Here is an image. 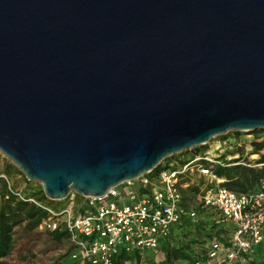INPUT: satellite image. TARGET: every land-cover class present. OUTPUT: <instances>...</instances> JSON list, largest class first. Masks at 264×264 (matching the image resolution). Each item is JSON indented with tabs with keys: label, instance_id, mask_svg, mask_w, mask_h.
Masks as SVG:
<instances>
[{
	"label": "water",
	"instance_id": "obj_1",
	"mask_svg": "<svg viewBox=\"0 0 264 264\" xmlns=\"http://www.w3.org/2000/svg\"><path fill=\"white\" fill-rule=\"evenodd\" d=\"M264 131V0H0V154L52 202Z\"/></svg>",
	"mask_w": 264,
	"mask_h": 264
},
{
	"label": "built area",
	"instance_id": "obj_2",
	"mask_svg": "<svg viewBox=\"0 0 264 264\" xmlns=\"http://www.w3.org/2000/svg\"><path fill=\"white\" fill-rule=\"evenodd\" d=\"M236 134L217 143L215 156L202 152L182 164L171 161L156 173L145 172L120 182L100 197H81L76 203L70 194L55 208L30 200L45 213L36 229L62 232L71 250L70 258L80 264H112L120 252L135 254L140 263L144 257H156L159 246L170 240L182 219L190 224L200 220L211 225L213 231L210 239L203 240L209 243L192 264H250L257 247L264 246V191L234 193L219 186L222 180L212 174L217 165H264L253 164L258 154L252 153L250 146L264 138L252 136L263 132ZM226 147L243 149L244 153L221 158ZM232 160L237 162L223 164ZM194 174L206 178L207 184L197 188L196 205H189L184 191L191 184L187 179ZM15 195L21 199L18 193ZM123 264L136 263L130 260Z\"/></svg>",
	"mask_w": 264,
	"mask_h": 264
},
{
	"label": "trees",
	"instance_id": "obj_3",
	"mask_svg": "<svg viewBox=\"0 0 264 264\" xmlns=\"http://www.w3.org/2000/svg\"><path fill=\"white\" fill-rule=\"evenodd\" d=\"M237 135L238 134H235L234 136ZM250 146L252 148L251 152L258 154L253 164H263L264 152L261 154H259V152L264 151V138L259 142H251ZM199 152H201L199 148L193 149V153L198 154ZM185 160L178 161V164L184 163ZM170 161L171 159L165 158L159 167L151 170L152 173L166 168ZM236 162L237 161H230L228 163L224 162L223 164H233ZM10 170H12L11 165L3 164L0 175L6 177L9 175ZM212 174L215 178L222 180L219 186L234 193H248L258 190L264 191V165L260 167H245L239 164L228 166L217 165L213 166ZM195 190L197 191V189ZM15 194L16 192L8 188L6 182L0 178V200L4 204V206L0 208V264H4L2 260L11 254L17 240L23 238L28 239L32 232L36 230L39 222L45 217V213L33 202L55 208L52 206V203L44 197L40 190L21 196V199ZM184 226L195 230V232H193L194 236L186 241L183 238L186 237V233H189V231L187 229V231L183 233L182 230ZM175 228L179 229V234H182V239L175 240L171 233L170 240L159 246L156 255L158 258L156 264H173L174 262H180L177 264H192L194 260L197 259L198 255L192 246L202 244L204 239H210L213 231L211 225L200 220L198 223L190 224L186 219H182L180 224ZM46 235L56 244L66 239L62 232L54 231L46 233ZM199 236H201L202 239ZM137 258L135 254L128 255L120 252L112 259V264H123V262L130 260H134V262L137 263ZM146 261H154V258L148 256ZM250 264H264V260L257 263L251 262Z\"/></svg>",
	"mask_w": 264,
	"mask_h": 264
},
{
	"label": "rangeland",
	"instance_id": "obj_4",
	"mask_svg": "<svg viewBox=\"0 0 264 264\" xmlns=\"http://www.w3.org/2000/svg\"><path fill=\"white\" fill-rule=\"evenodd\" d=\"M256 133L259 132H255L252 135ZM235 134L236 133L228 132L218 137L212 138L205 144V146L199 148L201 151L199 153L208 152L212 156L217 155V151L215 150L217 143L222 140H226L228 138L233 139L236 137L234 136ZM252 137H253L252 139L258 137H264V131L263 134H260L258 136L254 135ZM248 139L251 140V138H247V140ZM240 140L246 141L244 140V138H240ZM240 144L245 145L244 142H240ZM193 149H188L180 154H176L172 157H167V159H171L172 162L178 163V161L180 160L183 159L185 160L195 155V153H193ZM234 153L238 155L239 153H241L243 155L244 150L243 149L229 150V147H226L225 150H223L222 155H220V157H224V155L230 156L233 155ZM3 164L11 165L12 167V170H10L9 175H7L6 177L0 175V178H2L6 182L8 188L13 189L20 196H24L31 192H35L39 190L41 191V186L39 183L33 181H26L22 173L14 165H12L8 159H6L3 155L0 154V171L3 168ZM187 181L190 182L191 184H189V188H187L184 191L185 200L187 203H189V205L190 204L196 205L197 203L196 195L198 193V190L202 186L207 184V180L204 177H198L196 176V174H194L191 177H189ZM197 188L198 190L196 191L195 189ZM72 195H73L72 199L74 200V202L80 203L81 197L75 194ZM63 203H64L63 200L59 202H52V206L58 207ZM3 206L4 204L0 200V208ZM208 220L209 221L212 220L211 217L208 218ZM187 229L189 233H186V237L183 238L185 241L192 238L194 236L193 232H195L194 229L188 228L187 226H184L182 232L185 233ZM181 235L182 234H179V229L175 228L173 230V237L175 240L182 239ZM208 243L209 241L207 240L205 241V243L202 242V244L200 245L192 246V248H194V251H196L197 253H201L200 251H202L205 247V244L207 245ZM256 250H257L256 254L253 255L254 263L264 260V246H259L257 247ZM70 254H71L70 247L67 245L65 241L56 244L47 237L46 233H42L36 229L32 232L31 236L28 239L23 238L17 240V242L13 246V250L11 251V254L7 257L4 264H72V263L80 264L79 262L70 258ZM147 257H144L143 261L136 264H156L158 259L157 257L154 258V261H146ZM177 263L180 262H174L173 264H177Z\"/></svg>",
	"mask_w": 264,
	"mask_h": 264
},
{
	"label": "crops",
	"instance_id": "obj_5",
	"mask_svg": "<svg viewBox=\"0 0 264 264\" xmlns=\"http://www.w3.org/2000/svg\"><path fill=\"white\" fill-rule=\"evenodd\" d=\"M6 259H7V257H6L5 259H3L2 261H3V262H5V261H6Z\"/></svg>",
	"mask_w": 264,
	"mask_h": 264
}]
</instances>
